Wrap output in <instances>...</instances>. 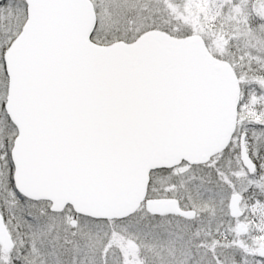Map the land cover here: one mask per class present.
Returning <instances> with one entry per match:
<instances>
[{"label":"snow or ice","instance_id":"obj_1","mask_svg":"<svg viewBox=\"0 0 264 264\" xmlns=\"http://www.w3.org/2000/svg\"><path fill=\"white\" fill-rule=\"evenodd\" d=\"M0 264H264V0H0Z\"/></svg>","mask_w":264,"mask_h":264}]
</instances>
